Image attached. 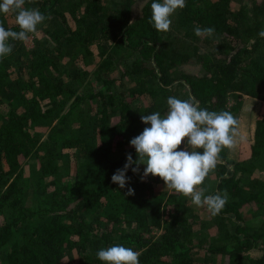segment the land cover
Segmentation results:
<instances>
[{
	"label": "trees",
	"instance_id": "1",
	"mask_svg": "<svg viewBox=\"0 0 264 264\" xmlns=\"http://www.w3.org/2000/svg\"><path fill=\"white\" fill-rule=\"evenodd\" d=\"M0 217V264H264V0H0Z\"/></svg>",
	"mask_w": 264,
	"mask_h": 264
},
{
	"label": "rangeland",
	"instance_id": "2",
	"mask_svg": "<svg viewBox=\"0 0 264 264\" xmlns=\"http://www.w3.org/2000/svg\"><path fill=\"white\" fill-rule=\"evenodd\" d=\"M142 6V5H141ZM141 6H137L136 7V10L137 12L139 11V8ZM54 23H58L57 19L54 18ZM26 45L29 47V48H32L34 46V36L33 34H30L26 40ZM190 71L194 72L195 71V68L194 67H187ZM234 103V100L233 98H230V104H233ZM243 110L241 112H243V116L244 118L242 119V122L243 123H247V118H249V114H251L252 112V109L255 105V100H253L252 98H246V100H244V103H243ZM247 127V125H245ZM224 129L226 130L227 129V126H224ZM193 147H190L189 145L185 146L181 153H180V156H179V161H186L190 154H191V151H192ZM28 169V167L26 168ZM142 174H144L145 176L147 177H150V173H149V168H148V165L147 164H144L143 165V168H142ZM170 179L171 181L168 182V183H160V184H156L155 185V189L156 191H171L173 189V186L175 185V183L177 182V173H172L170 175ZM2 222V218L0 217V223ZM254 256H257L259 255V252L258 251H255L253 252ZM72 264H74V262H72Z\"/></svg>",
	"mask_w": 264,
	"mask_h": 264
},
{
	"label": "crops",
	"instance_id": "3",
	"mask_svg": "<svg viewBox=\"0 0 264 264\" xmlns=\"http://www.w3.org/2000/svg\"><path fill=\"white\" fill-rule=\"evenodd\" d=\"M245 133L250 136V135H254L255 134V126L254 125H247V127H245Z\"/></svg>",
	"mask_w": 264,
	"mask_h": 264
}]
</instances>
